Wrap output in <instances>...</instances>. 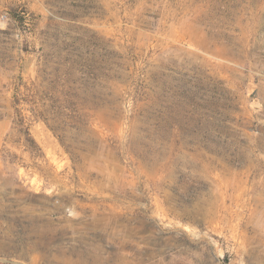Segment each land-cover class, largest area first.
I'll return each instance as SVG.
<instances>
[{
	"label": "rangeland",
	"instance_id": "rangeland-1",
	"mask_svg": "<svg viewBox=\"0 0 264 264\" xmlns=\"http://www.w3.org/2000/svg\"><path fill=\"white\" fill-rule=\"evenodd\" d=\"M0 264H264V0H0Z\"/></svg>",
	"mask_w": 264,
	"mask_h": 264
},
{
	"label": "trees",
	"instance_id": "trees-1",
	"mask_svg": "<svg viewBox=\"0 0 264 264\" xmlns=\"http://www.w3.org/2000/svg\"><path fill=\"white\" fill-rule=\"evenodd\" d=\"M23 102L22 93H20L19 87L12 97V106L14 109V119L13 122L19 130V133L24 137L27 145L32 148H36L37 144L34 138L31 136L29 126L26 124L25 116H23L22 109L20 108Z\"/></svg>",
	"mask_w": 264,
	"mask_h": 264
}]
</instances>
